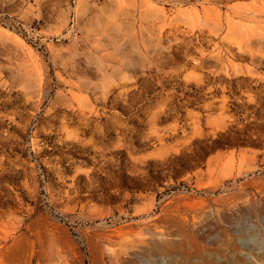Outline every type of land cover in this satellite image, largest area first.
<instances>
[{"label":"rangeland","instance_id":"obj_1","mask_svg":"<svg viewBox=\"0 0 264 264\" xmlns=\"http://www.w3.org/2000/svg\"><path fill=\"white\" fill-rule=\"evenodd\" d=\"M0 264H264V0H0Z\"/></svg>","mask_w":264,"mask_h":264}]
</instances>
